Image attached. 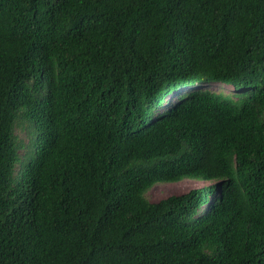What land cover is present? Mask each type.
I'll return each mask as SVG.
<instances>
[{
	"label": "trees",
	"instance_id": "trees-1",
	"mask_svg": "<svg viewBox=\"0 0 264 264\" xmlns=\"http://www.w3.org/2000/svg\"><path fill=\"white\" fill-rule=\"evenodd\" d=\"M0 264H264V0H0Z\"/></svg>",
	"mask_w": 264,
	"mask_h": 264
},
{
	"label": "rangeland",
	"instance_id": "rangeland-1",
	"mask_svg": "<svg viewBox=\"0 0 264 264\" xmlns=\"http://www.w3.org/2000/svg\"><path fill=\"white\" fill-rule=\"evenodd\" d=\"M194 87V86H193ZM195 88V87H194ZM201 88H208L212 90H229L230 87L227 86H217V85H201ZM190 89V87H183L174 92L172 95L168 96L166 99L167 104H172L175 101H177V97L180 93L186 92ZM15 134L18 137V139L22 142V144L26 145L27 138L24 133V131L21 128L15 129ZM20 154H23L24 152H27L26 147H23L20 149ZM211 181H200V180H191V179H184L176 182H160L154 184L147 192H146V198L150 202H156L162 198H165L169 195L173 194H181L186 192L187 190L191 188H196L204 185H210Z\"/></svg>",
	"mask_w": 264,
	"mask_h": 264
}]
</instances>
